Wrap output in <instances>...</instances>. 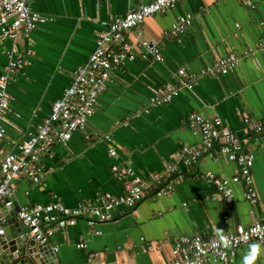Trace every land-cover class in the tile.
Instances as JSON below:
<instances>
[{"label": "crops", "instance_id": "obj_1", "mask_svg": "<svg viewBox=\"0 0 264 264\" xmlns=\"http://www.w3.org/2000/svg\"><path fill=\"white\" fill-rule=\"evenodd\" d=\"M139 1L151 0H31V9L49 20L30 32V44L22 35L0 41V72L14 48L31 51L30 65L8 88L14 111L5 117L0 155L12 151L49 114L75 68L93 51L95 34L105 29L102 21L124 14ZM186 13L193 14L192 26L179 41L168 37L171 24ZM128 40L157 42L163 60L146 62L138 57L118 67L85 132H74L66 144H53L41 160L47 171L43 183L16 180L13 200L33 205L58 199L73 208L83 201L96 204L104 192L119 195L123 181L111 171L113 164L121 168L129 161L134 177L148 180L150 173L162 172L166 162L177 159L184 145H200L199 135L187 125L191 112L220 117L253 152L258 200L248 202L242 182L231 183L232 212L222 227L223 204L211 199L214 186L199 175L213 172L230 178L234 164L207 156L196 165L179 164L170 195L146 197L133 208L115 207L112 219L105 222L88 225L79 219L54 229L48 244L57 247V264H168L180 234L209 236L264 217V132L248 133L242 125L243 116L264 124V0H182L131 28ZM230 52L236 55V65L227 73L201 76L191 90L183 89L172 101L150 105L151 89L175 82L178 68L198 71ZM109 147L116 149L115 158L109 156ZM82 240L86 248L77 246ZM254 243L239 248L231 263L206 264H244ZM256 244L261 255L255 264H264V242ZM149 245L155 249L147 251ZM92 252L98 255L90 257Z\"/></svg>", "mask_w": 264, "mask_h": 264}, {"label": "built area", "instance_id": "obj_2", "mask_svg": "<svg viewBox=\"0 0 264 264\" xmlns=\"http://www.w3.org/2000/svg\"><path fill=\"white\" fill-rule=\"evenodd\" d=\"M182 0H151L137 2L122 15H115L109 21H102L105 29L95 34V47L88 56L86 63L79 65L72 73L70 83L64 88L61 97L55 99L49 114L35 126V131L26 139L17 143L10 152L0 155V209L13 202L16 191L15 181L24 179L27 183L42 184L47 171L42 164L43 155L49 153L55 143L66 144L76 131L85 132L87 121L97 107L99 96L106 91L112 81V75L118 67L140 57L146 62L163 60L161 45L149 40H128V32L133 27H140L143 21L156 14H164ZM31 0H0V41L9 38L15 41L22 35L31 43L30 32L38 29L49 18L33 11ZM193 14L180 15L171 24L167 33L170 38L179 41L180 35L192 26ZM31 51L21 53L14 48L8 55L0 72V142L5 135V117L12 113V98L8 92L15 76L30 65L28 56ZM236 65V55L230 52L215 59L211 64L198 71L188 72L185 67L176 70V81L165 85L162 89H151L150 105L166 104L176 98L183 89L191 90L201 76H217L225 74ZM187 125L200 137L199 146L184 145L177 159L165 163L160 173H150L148 180L134 177L129 161L120 168L113 164L111 171L123 181V192L119 195L104 192L97 198L96 204L83 201L71 208L60 200L33 205H19L16 218L24 226L29 227V235L39 243H48L50 235L56 228L74 225L84 219L88 225L112 219L111 212L115 207L123 205L133 208L146 197L163 198L173 192V176L179 164L196 165L201 158L223 159L235 166V172L227 178L213 172L200 174V178L214 186L212 200L223 204L222 227L230 218L234 194L230 184L242 182L243 196L254 204L258 200L254 185L252 168L254 154L246 149L239 140L237 133L225 126L220 117H205L201 113L191 112L187 116ZM245 132L262 133L264 124L248 116L242 117ZM89 138L88 134H85ZM110 142L109 135L104 136ZM108 154L115 158L117 151L109 147ZM6 218L0 213V235ZM231 241L224 247L220 233L204 236L202 234H180L171 246L172 258L168 264H206L209 262L231 263L236 252L243 245L264 242V217L258 218L248 225L236 224L234 229L222 233ZM142 239V238H141ZM86 248L85 241L77 244ZM147 251L155 249L146 247ZM56 252L57 247H53ZM90 257L98 255L92 252Z\"/></svg>", "mask_w": 264, "mask_h": 264}, {"label": "water", "instance_id": "obj_3", "mask_svg": "<svg viewBox=\"0 0 264 264\" xmlns=\"http://www.w3.org/2000/svg\"><path fill=\"white\" fill-rule=\"evenodd\" d=\"M18 208L13 200L10 206L0 209L6 218L0 235V264H57L53 247L34 240L29 235V227L17 220Z\"/></svg>", "mask_w": 264, "mask_h": 264}, {"label": "clouds", "instance_id": "obj_4", "mask_svg": "<svg viewBox=\"0 0 264 264\" xmlns=\"http://www.w3.org/2000/svg\"><path fill=\"white\" fill-rule=\"evenodd\" d=\"M218 233H220V240L223 243V246L229 247L231 244V241L228 240V238L222 234L223 233L222 230L218 229ZM260 255H261V246L256 243L250 245V251L244 257V264H255V261L258 259Z\"/></svg>", "mask_w": 264, "mask_h": 264}]
</instances>
